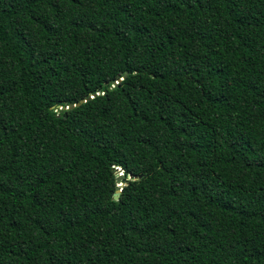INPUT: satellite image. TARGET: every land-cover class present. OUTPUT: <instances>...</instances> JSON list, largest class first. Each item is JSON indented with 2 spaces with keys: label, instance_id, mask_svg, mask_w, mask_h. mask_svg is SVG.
Returning <instances> with one entry per match:
<instances>
[{
  "label": "trees",
  "instance_id": "trees-1",
  "mask_svg": "<svg viewBox=\"0 0 264 264\" xmlns=\"http://www.w3.org/2000/svg\"><path fill=\"white\" fill-rule=\"evenodd\" d=\"M0 264H264V0H0Z\"/></svg>",
  "mask_w": 264,
  "mask_h": 264
},
{
  "label": "water",
  "instance_id": "water-1",
  "mask_svg": "<svg viewBox=\"0 0 264 264\" xmlns=\"http://www.w3.org/2000/svg\"><path fill=\"white\" fill-rule=\"evenodd\" d=\"M80 103H82V101L80 102ZM79 103V104H80ZM78 104V105H79ZM73 106H70L69 108H72ZM118 171H119V169H118ZM121 172V171H120ZM122 179H123V174L122 173H118L117 174V177H116V182L117 183H121V181H122ZM121 193V189H118L116 192H115V194H114V196H113V199L115 200V201H117L118 199H119V194Z\"/></svg>",
  "mask_w": 264,
  "mask_h": 264
}]
</instances>
